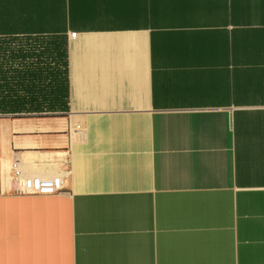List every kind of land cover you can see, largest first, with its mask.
Here are the masks:
<instances>
[{
	"label": "crops",
	"instance_id": "1",
	"mask_svg": "<svg viewBox=\"0 0 264 264\" xmlns=\"http://www.w3.org/2000/svg\"><path fill=\"white\" fill-rule=\"evenodd\" d=\"M0 264H264V0H0Z\"/></svg>",
	"mask_w": 264,
	"mask_h": 264
},
{
	"label": "built area",
	"instance_id": "2",
	"mask_svg": "<svg viewBox=\"0 0 264 264\" xmlns=\"http://www.w3.org/2000/svg\"><path fill=\"white\" fill-rule=\"evenodd\" d=\"M72 39L75 35L71 36ZM13 177L18 182L20 195H58L65 191L64 174L49 177H23L20 167L16 162L12 164Z\"/></svg>",
	"mask_w": 264,
	"mask_h": 264
}]
</instances>
